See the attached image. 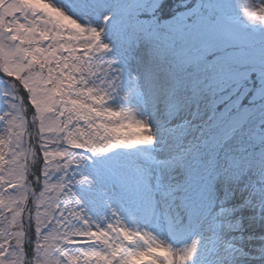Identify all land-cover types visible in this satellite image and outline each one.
Segmentation results:
<instances>
[{
  "label": "snow or ice",
  "instance_id": "6c2138e0",
  "mask_svg": "<svg viewBox=\"0 0 264 264\" xmlns=\"http://www.w3.org/2000/svg\"><path fill=\"white\" fill-rule=\"evenodd\" d=\"M78 6L99 23L58 0L0 4V75L12 88L0 114V264H241L228 238L249 211L264 221V156L244 187L247 115L233 98L247 38L212 16L190 40L183 22L160 26L156 0ZM245 14L264 22V4L249 0ZM114 48L138 58L126 84ZM124 88L146 118L111 105ZM258 140L264 148V124ZM106 198L111 214L90 216Z\"/></svg>",
  "mask_w": 264,
  "mask_h": 264
},
{
  "label": "rangeland",
  "instance_id": "374dc122",
  "mask_svg": "<svg viewBox=\"0 0 264 264\" xmlns=\"http://www.w3.org/2000/svg\"><path fill=\"white\" fill-rule=\"evenodd\" d=\"M70 15L79 19L82 23H99L96 17L88 10L79 7L78 5L82 0H58ZM162 0H156V5L159 6ZM255 4H264V0H252ZM3 0H0V4ZM249 7V0H199V5L188 15H180L177 18L168 19L161 23V27H174L181 22L185 23V32L189 34V39H195L197 36L195 25H198L202 19H206L212 16H222L226 22L230 23L233 29L239 32L241 35L247 38L246 52L248 58L244 61L246 67L242 69L243 75L238 81V92L234 90L233 98L236 99L237 106H243L242 111L247 115V127L245 129L244 138L241 140L240 155L242 157L243 164L246 168L253 170V175L248 177L244 183V187L249 185H255L260 179L258 174L259 164L261 157L264 156V148L259 146L258 136L261 134V125L264 122V98L261 96L262 90H264V70L261 68V55L264 53V22L259 20H252L246 14L245 10ZM150 24H154L153 21H148ZM106 42H112L111 33H108L105 37ZM125 52L120 51L117 48L113 49V53L108 54V59H114L117 61L115 67L121 68L125 72L123 83H127V73L131 72L135 76L138 69V62H134V65L129 67L125 61ZM255 73L254 79L248 78ZM12 91L11 84H5L0 86V114H3L9 109L10 97L6 93ZM251 91V93H250ZM127 89L119 93L110 103L113 107H133L137 110L138 115L142 118L148 116V110H146L142 104L135 103L134 101L124 99ZM154 115V114H153ZM150 122L155 124V120L151 119ZM3 121H0V132H3ZM174 126V125H173ZM54 135V134H53ZM123 151V150H121ZM134 152H148L156 155V149L154 146H140ZM82 154V153H80ZM86 155V154H82ZM39 162V161H38ZM91 161L80 166V171L84 174H89V165ZM73 171L76 170V166H73ZM87 187V185H85ZM80 185H75L73 191H76L80 195L83 191L78 190ZM243 188L237 192V201L240 198V193ZM115 207L110 200H107L102 209H86L90 216L96 215H110L112 208ZM90 211H95L97 214L91 215ZM259 212L255 215L252 212L246 213L244 224V230L237 231L234 237L230 236L227 243L232 246L233 249L241 250L235 253H229L234 259L241 262V264H262V259L250 260L249 257H261L258 253L264 251V221L258 219ZM167 238V237H165ZM191 237L187 241H181L177 246L182 245L185 242H190ZM175 243V242H173ZM70 252H74L76 247L79 246H66ZM83 247H88L83 245ZM250 258V259H251ZM199 259V256L197 257ZM250 263H249V262Z\"/></svg>",
  "mask_w": 264,
  "mask_h": 264
},
{
  "label": "trees",
  "instance_id": "16d2710c",
  "mask_svg": "<svg viewBox=\"0 0 264 264\" xmlns=\"http://www.w3.org/2000/svg\"><path fill=\"white\" fill-rule=\"evenodd\" d=\"M199 0H162L158 6L157 15L161 17V23L168 19L179 17V14H188L197 8ZM155 24V19L151 20ZM256 79H254L255 82ZM251 93V91H250ZM264 124V122H263Z\"/></svg>",
  "mask_w": 264,
  "mask_h": 264
}]
</instances>
